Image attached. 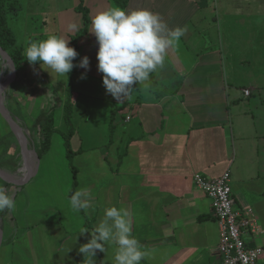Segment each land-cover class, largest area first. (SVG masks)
I'll list each match as a JSON object with an SVG mask.
<instances>
[{"label": "crops", "instance_id": "crops-1", "mask_svg": "<svg viewBox=\"0 0 264 264\" xmlns=\"http://www.w3.org/2000/svg\"><path fill=\"white\" fill-rule=\"evenodd\" d=\"M83 2L90 10V30L98 12L116 6L114 0ZM140 8L159 14L170 28L187 31L168 50L163 68L119 101L103 85V74L97 70L98 44L90 30L78 39L75 60L76 64L85 55L90 58L85 79L80 78L85 72L80 67H74L71 75L53 73V77L39 62L35 72L28 61L17 68L4 101L31 137L34 152L41 147V133L33 129L36 119L57 108L49 149L36 162V175L50 168L52 181L40 202L41 189L32 182L36 175L23 186L0 177V187L15 202L1 215L0 253L14 249L20 256L19 263L12 256L0 264H83L79 246L88 242L105 208L111 206L129 211L132 235L146 252L140 264H217L220 227L212 200L196 185L195 174L216 177L229 170L237 205L251 208L257 229L264 230V124L256 118L254 104L240 102L242 94L251 96L260 87L251 81L240 89L242 94L231 91L239 80H252L236 75L242 61H249L251 70L261 65L256 48L259 32L246 31L248 26L242 31L241 25L233 31L231 24L263 22L264 0H129L126 10ZM63 14L57 12L58 24ZM83 27L76 33L64 29L63 34L72 44L71 35ZM239 48L246 51L234 53ZM245 89L251 94L246 95ZM68 104L75 128L70 139L72 161L65 137ZM6 135L10 145L0 147V167L17 175L12 167L20 164L21 147L0 113V138ZM67 163L78 172L74 189L65 192L61 179ZM74 181L73 175L70 186ZM79 189L91 192L94 210L73 211L69 198ZM82 228L90 232L81 235ZM248 239L264 247V232ZM105 247L106 253L97 251L96 264H114L117 246ZM258 263L264 264V253Z\"/></svg>", "mask_w": 264, "mask_h": 264}, {"label": "clouds", "instance_id": "clouds-1", "mask_svg": "<svg viewBox=\"0 0 264 264\" xmlns=\"http://www.w3.org/2000/svg\"><path fill=\"white\" fill-rule=\"evenodd\" d=\"M75 23L69 29L75 30ZM187 29L177 26L170 28L162 17L149 9L131 11L111 7L98 12L92 19V32L98 44L97 70L103 74L106 92L119 101L127 96L138 84L149 80L158 68H163L170 48H175ZM28 63L40 67L53 77L67 75L74 67L85 69L81 79L86 78L90 68V58L85 55L74 64L79 53L69 45V39L49 35L46 39L30 42L24 50ZM0 68L14 70V64L0 62ZM49 69L51 71H49ZM0 91H4L0 89ZM69 203L74 212L93 209L92 195L88 189L73 192ZM11 195L0 187V212L14 208ZM132 218L125 208L107 207L103 218L90 232L82 228L80 234L90 232L91 238L79 246L83 254V264H96L97 251L106 253V244H115L114 264H140L146 256L140 242L132 235Z\"/></svg>", "mask_w": 264, "mask_h": 264}, {"label": "rangeland", "instance_id": "rangeland-1", "mask_svg": "<svg viewBox=\"0 0 264 264\" xmlns=\"http://www.w3.org/2000/svg\"><path fill=\"white\" fill-rule=\"evenodd\" d=\"M8 2L12 4L13 6L7 12L9 26L13 30L14 35L17 39V42L19 44H22L24 46V49L28 46L30 42L44 40L49 35H53V34L57 36L62 35L63 38L69 39V45L72 46L71 38L67 36L66 34H63V32H65L63 30L68 29L70 31L71 29H69V24L75 23L76 25H78V22L79 24L81 22V26L77 28V30L83 27L82 13H79L77 11L72 12L73 10L72 7L79 6L81 3V0H8ZM114 7L116 6L114 5ZM60 10L64 12L63 16L61 17L62 24L61 23L58 24V21H57V17H58L57 12ZM206 25L207 23H205L204 26ZM239 25L243 26L239 28L242 31H244L245 28L248 26L246 31H249L250 29L253 32H255V30L256 32H259L257 33V35L260 38L256 42V48H257V54H258L261 65L259 67H256L255 70H251L247 68L249 67V61H246V62L242 61L241 62L242 67L237 70L235 69L236 75L238 77H241L242 75H249V77H251L252 80L246 79L243 81V80L238 79L240 84L235 85L233 89H231V91L232 93L234 91L237 94H242L240 89L242 87H246L250 85L251 81L254 87L255 86L260 87L258 89L256 88V90L253 91L251 96L244 97V95L242 94V96L240 97V102H242V104H247V103L252 104V105L254 104L256 118L258 119V121H260V124H264V103H263L264 101V20L263 22L261 23L257 22L256 24L233 23L231 24V28H233L231 30L234 31L238 29ZM252 26L253 27L255 26V27L253 28ZM218 29H221L220 25ZM224 29L228 30L225 26H224ZM77 30L74 33H76ZM58 31H59V34L61 35L57 34ZM73 35L71 36L73 37ZM253 46L254 45H252L251 47ZM240 51H246V50H242V48H239L238 50L235 49L234 53L238 54ZM250 51L253 52V50H250ZM0 62L6 63L7 61L4 60L3 57L0 55ZM9 72L10 70L8 68H0V85L6 79ZM4 97H5V94H4ZM4 105L6 106L5 101H4ZM235 108L236 107H234V111H235ZM106 125L108 126V123ZM229 130L231 131L230 127H229ZM28 138H29V143H30L29 148L30 150L31 149L34 150L33 143L31 142L32 141L31 137H28ZM61 142H62V138H61ZM76 143H77V137L75 138V145ZM0 144H1L0 147L2 145H4L5 147H9L10 135H6L3 138H0ZM85 144H87V142ZM35 153H36V162H39V157L37 156V149L35 150ZM22 156L23 154L21 152L20 158H19L20 164H17V166L12 167V172L16 173L17 176H22L24 173L20 171V168L23 167V163H24ZM70 167H72V165ZM70 167L68 166V163H67V167L63 171V178L61 179V183H62V186L65 192L69 190H73L75 186V184H73L72 186H70L69 184V180L74 175V172ZM37 171H38V168L37 170H35V175ZM45 176H46V179H45ZM48 181L51 184L52 172L50 168H44L40 170L39 174L36 175L35 178L32 180V182L35 183L34 187L35 188L39 187L41 189V191L39 192L40 196H42L40 202H43V197H45L44 199H46L47 197L46 189L49 186ZM4 212L5 210L3 212H0V225L2 224L1 215L4 216L3 214ZM0 256H2L0 257V260L5 261V262L7 260H11L12 256H14L15 259L18 260V263H19V259H20L19 253L14 249L12 251H2L0 253Z\"/></svg>", "mask_w": 264, "mask_h": 264}, {"label": "built area", "instance_id": "built-area-1", "mask_svg": "<svg viewBox=\"0 0 264 264\" xmlns=\"http://www.w3.org/2000/svg\"><path fill=\"white\" fill-rule=\"evenodd\" d=\"M244 92L251 94L250 89ZM194 179L196 185L211 198L213 214L219 223L217 264H259L264 247L251 244L248 235L263 233L264 230L257 229V218L251 208L237 205L230 171L216 177L195 174Z\"/></svg>", "mask_w": 264, "mask_h": 264}, {"label": "trees", "instance_id": "trees-1", "mask_svg": "<svg viewBox=\"0 0 264 264\" xmlns=\"http://www.w3.org/2000/svg\"><path fill=\"white\" fill-rule=\"evenodd\" d=\"M128 2L129 0H114L116 6L125 10L126 7L128 6ZM12 7H13L12 4H10L8 0H0V46H2L10 54V56L13 58L16 64V67L18 68L24 63H26L27 60L24 54V50H25L24 46L17 42L14 32L10 28L8 23L7 12ZM75 9L77 12L82 13L83 15L82 18L84 21V27L76 35H73L72 37V47H74L78 51L77 41L81 36L89 32L91 25V16H90V10L87 6L84 5L83 0L81 1L79 6H76ZM74 64H75V60H74ZM72 71L69 73V75L72 74ZM70 92H71V85H70ZM56 109L57 108H52L49 111L42 112L41 115L38 116V118L36 119L33 125V129H38V131L41 133V137H40L41 147L37 150V156L39 158H41L49 149L51 137L53 132L55 131L54 111ZM66 109L67 111H66L65 119L69 123V131L65 133L66 146L68 148V152H67L68 158L70 159V161H72L74 152L72 151L70 146V139L74 134L75 128L72 124L73 122L71 120V114H70L71 110L69 104L67 105ZM71 165L75 176L74 184H76L78 169L72 163Z\"/></svg>", "mask_w": 264, "mask_h": 264}, {"label": "water", "instance_id": "water-1", "mask_svg": "<svg viewBox=\"0 0 264 264\" xmlns=\"http://www.w3.org/2000/svg\"><path fill=\"white\" fill-rule=\"evenodd\" d=\"M0 55L3 57L4 60L8 61L9 63L14 64V70H10L9 74L7 75L6 79L2 82L0 85V89H3L4 91H0V113L2 116L5 118L7 123L10 125L12 131L18 136L15 128L20 132V137H18L20 147H21V152L23 154V165L27 167L28 170V175L25 178H18L14 174L2 169L0 167V177L5 179L7 182L16 185V186H23L24 184L28 183L32 177L35 175V170H33L30 166V163L26 159V155L24 154L26 151L30 150L29 148V136L27 133L24 131L22 126L18 123L16 118L10 113V111L6 108L4 105V92L5 90L12 85V83L16 80L17 78V67L16 64L13 60V58L10 56V54L2 47L0 46ZM22 168V167H21ZM3 235L4 231L3 228L0 225V246L2 245L3 241Z\"/></svg>", "mask_w": 264, "mask_h": 264}, {"label": "bare ground", "instance_id": "bare-ground-1", "mask_svg": "<svg viewBox=\"0 0 264 264\" xmlns=\"http://www.w3.org/2000/svg\"><path fill=\"white\" fill-rule=\"evenodd\" d=\"M18 136H16L17 138L20 137V132L15 128ZM26 155V159L28 160V162L30 163V166L33 170H36L37 168V164H36V153L33 150H28L24 153ZM22 162V161H21ZM20 171L24 172L22 176H17L18 178H25L28 175V170L27 167L25 165H23L22 168H20Z\"/></svg>", "mask_w": 264, "mask_h": 264}]
</instances>
